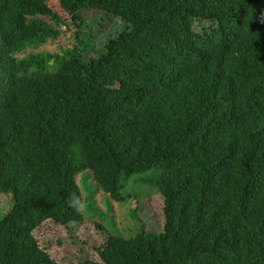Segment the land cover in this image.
Returning <instances> with one entry per match:
<instances>
[{
  "label": "trees",
  "instance_id": "16d2710c",
  "mask_svg": "<svg viewBox=\"0 0 264 264\" xmlns=\"http://www.w3.org/2000/svg\"><path fill=\"white\" fill-rule=\"evenodd\" d=\"M85 9L125 23L86 62ZM62 28L71 49L34 52ZM149 169L159 230L137 192L140 229H108L93 257L40 239L82 222L81 172L122 201ZM0 194V264H264V0H0Z\"/></svg>",
  "mask_w": 264,
  "mask_h": 264
},
{
  "label": "rangeland",
  "instance_id": "374dc122",
  "mask_svg": "<svg viewBox=\"0 0 264 264\" xmlns=\"http://www.w3.org/2000/svg\"><path fill=\"white\" fill-rule=\"evenodd\" d=\"M83 18V25L77 31L79 38H81L82 45L78 44V56L80 60L86 62L96 58L101 53L105 42L109 38H113L116 34L125 27V23L113 15L105 16L104 13L98 9H85L81 12ZM208 22L196 20L194 27L200 30L206 27ZM72 29H60V33L56 37L47 36L39 42L31 41L32 49L37 51L58 52V50L71 49L74 46L75 38ZM63 48V49H62ZM28 49V51H30ZM71 156L78 157V150L75 146L69 147ZM155 172L154 169H149L143 173H135L124 183L120 190L121 194L126 196L122 201L111 199L108 194L103 192L92 179L91 173L88 170L81 172L76 182L81 189L83 204L85 207L79 209L83 215L82 222L72 224L70 230L65 228L48 231L44 236L40 232V239L43 243H47L59 252L58 260L60 262H67L69 258H76L79 256L78 248L85 250L88 256H95L93 249L99 245L106 236V231L110 229L116 234L124 237L133 235L139 229V223L133 216V196L137 192L150 193L145 197V204L141 209H138L140 216L144 219V226L148 230H159L162 217L161 207L162 202L156 194H154L155 187L151 185L150 181L140 182L137 178L144 176L151 178ZM153 193V194H152ZM11 206V199L9 194H0V216ZM93 220L102 223L106 230H96L86 226V221ZM63 240V246L59 244L57 239Z\"/></svg>",
  "mask_w": 264,
  "mask_h": 264
},
{
  "label": "clouds",
  "instance_id": "9594fccd",
  "mask_svg": "<svg viewBox=\"0 0 264 264\" xmlns=\"http://www.w3.org/2000/svg\"><path fill=\"white\" fill-rule=\"evenodd\" d=\"M70 206L73 207L74 209H83L85 205L83 204L82 201H80L77 197H72L70 200Z\"/></svg>",
  "mask_w": 264,
  "mask_h": 264
}]
</instances>
